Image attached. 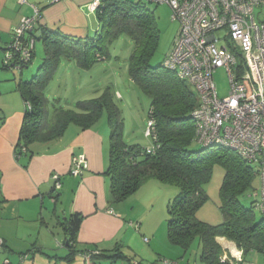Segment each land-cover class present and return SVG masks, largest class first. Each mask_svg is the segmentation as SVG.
Instances as JSON below:
<instances>
[{"label": "trees", "instance_id": "obj_1", "mask_svg": "<svg viewBox=\"0 0 264 264\" xmlns=\"http://www.w3.org/2000/svg\"><path fill=\"white\" fill-rule=\"evenodd\" d=\"M96 13L101 28L95 38H71L46 29L37 39L36 25L30 33L36 41H43L46 55L37 75L19 84L27 109L15 149L16 157L34 155L33 146L60 139L71 125L82 129L93 127L106 112L111 139L106 172L111 184V202L124 201L151 180L178 187L180 192L168 208V239L172 245L188 252L199 240L204 264H257L253 257H264V213L256 209L258 197L255 194L259 189L254 185L257 178L260 180L258 168L248 165L229 148L215 144L205 146L199 142L193 118L198 98L193 88L180 80L176 72L165 67L168 55L161 66L151 65L159 47L160 30L154 13L146 4L131 0H103ZM123 35L133 42L129 58L130 77L151 99L149 120L153 119L155 125L151 134L154 146L150 149L123 142L124 123L110 89L97 99L77 102L71 108H66L60 99L50 101L46 96L62 58L76 59L81 67L90 68L96 61L106 59L108 45ZM32 60L23 64L19 71L27 69ZM3 68L10 70L11 66L4 65ZM194 142L203 149L192 151L190 147ZM214 164L226 169L220 190L223 221L218 225L202 222L197 217L208 200L205 186L211 180ZM250 194L253 201L246 206L243 199ZM256 213L263 218L259 219ZM82 221L83 216L75 214L63 224L71 250ZM219 238L234 243L242 256L233 257L218 241ZM86 253L93 264H96L94 259L100 258L109 263L129 260L120 248L111 253Z\"/></svg>", "mask_w": 264, "mask_h": 264}, {"label": "crops", "instance_id": "obj_2", "mask_svg": "<svg viewBox=\"0 0 264 264\" xmlns=\"http://www.w3.org/2000/svg\"><path fill=\"white\" fill-rule=\"evenodd\" d=\"M35 2L0 0V50L4 55L15 28L33 16V6L40 10L38 36L47 29L71 38L90 37L83 11L92 0ZM17 74L13 72L9 77L0 73V238L4 240L0 261L9 259L12 264H24L31 256L32 260L36 256L49 258L47 252L67 248L63 224L75 214H81L83 221L73 252H79L85 264L91 262L90 256H85L88 251L111 253L120 248L129 258L132 254L137 256L132 246L138 237L137 221L129 219L122 204L111 202V184L106 174L111 147L108 123H97L89 129L71 125L60 139L33 146L34 155L17 158L15 149L27 109L19 91L26 75L24 71ZM2 82L9 84L2 86ZM82 155L87 157L89 167L80 176H73V159ZM55 176L59 177V189ZM140 220L144 222V217ZM58 228L63 232V243L58 238ZM218 241L233 257L242 256L234 243L224 238ZM23 255L27 257L24 262Z\"/></svg>", "mask_w": 264, "mask_h": 264}, {"label": "built area", "instance_id": "obj_3", "mask_svg": "<svg viewBox=\"0 0 264 264\" xmlns=\"http://www.w3.org/2000/svg\"><path fill=\"white\" fill-rule=\"evenodd\" d=\"M61 1V0H59ZM156 6L166 4L179 31L165 61V67L193 88L198 106L193 112L199 142L237 152L260 174L256 209L264 213V0H138ZM27 3L26 0H22ZM101 0L87 6L96 12ZM26 18L13 33L4 65L21 70L35 56L33 31L40 10ZM222 33V36L218 34ZM224 69L230 91L221 98L215 73ZM155 122L149 121L151 137ZM89 167L86 156L73 159V176ZM56 189L61 187L59 177ZM4 240L0 238V250ZM98 253V252H95ZM86 257L90 255L86 254ZM21 256V261L26 259ZM0 264H12L9 259ZM165 264H173L165 261Z\"/></svg>", "mask_w": 264, "mask_h": 264}, {"label": "rangeland", "instance_id": "obj_4", "mask_svg": "<svg viewBox=\"0 0 264 264\" xmlns=\"http://www.w3.org/2000/svg\"><path fill=\"white\" fill-rule=\"evenodd\" d=\"M103 1V0H101ZM137 2L138 0H131ZM29 4H36L35 0H26ZM148 10L154 13L158 28L160 30V39L158 50L151 61L153 67L161 66L171 50L174 40L179 31V23L172 20V10L166 5L156 6L146 4ZM86 17V23L90 30V38H95L100 31L101 23L96 12L89 9L83 11ZM39 30L35 35H38ZM37 39L41 37L37 36ZM222 36V33L218 34ZM1 45V44H0ZM2 47V46H0ZM133 52L132 39L126 35L108 45L109 56L106 59L96 61L90 68H83L76 59L62 58L61 63L56 68L54 75L46 90V96L50 101L60 99L66 108H71L77 102L88 101L101 97L106 90L110 89L114 94V103L120 110L123 120L122 139L129 146L137 145L143 149H150L154 146V140L148 136L149 113L151 109V99L140 89V87L131 79L129 73V58ZM43 41L37 40L35 56L32 64L23 71L25 72V81H30L37 75L38 70L45 58ZM5 55L0 50V73L8 74L11 77L13 72L20 71L15 69L3 70ZM34 73V74H32ZM28 75V76H27ZM2 75L1 77H3ZM215 83L221 98L228 95L230 91L229 78L224 69H219L214 75ZM12 83V82H11ZM8 82H2L6 86ZM68 104V107H67ZM108 123V116L105 112L103 118L98 122ZM110 139V133H109ZM192 151H200L203 147L194 142L190 147ZM226 175V169L220 164H214L210 182L205 186L208 195L207 202L200 208L197 217L200 221L218 225L222 223L223 217L220 211L221 197L220 190ZM255 188H260V180L257 178ZM180 189L175 186L161 184L158 181L151 180L144 184L137 193L128 197L118 204L126 208L130 220L135 222L136 234L138 237L133 240L132 246L136 251L129 260H119L115 263H109L104 259H94L96 264H165L164 260H169L173 264H204L201 260V245L196 240L188 252L181 247L174 246L168 239V208L172 205L174 199L178 196ZM252 194L245 197L243 202L246 206L253 201ZM125 205H124V204ZM257 217L263 218L259 213ZM144 217V222L140 220ZM142 224V225H141ZM58 238L64 242V235L60 228L57 229ZM148 239L150 243L147 242ZM226 245V243H225ZM229 251V250H228ZM236 254V250L232 249ZM49 255V256H48ZM71 255V256H70ZM79 253L67 248H57L54 252H47L49 258L36 256L24 264H85ZM73 258L71 262L68 257ZM233 256V255H232ZM20 258V256H19ZM70 258V259H71ZM75 258V259H74ZM240 258V256L238 257ZM257 264H264L263 256L253 257ZM24 262V261H23ZM92 262V261H91ZM91 262H87L91 264ZM86 263V264H87Z\"/></svg>", "mask_w": 264, "mask_h": 264}, {"label": "water", "instance_id": "obj_5", "mask_svg": "<svg viewBox=\"0 0 264 264\" xmlns=\"http://www.w3.org/2000/svg\"><path fill=\"white\" fill-rule=\"evenodd\" d=\"M66 247H67V248H71V246H70V241H69V240L66 241ZM2 252H3V251H2Z\"/></svg>", "mask_w": 264, "mask_h": 264}]
</instances>
